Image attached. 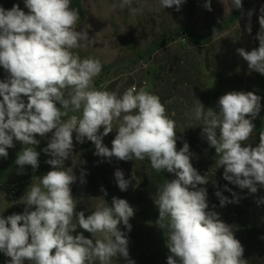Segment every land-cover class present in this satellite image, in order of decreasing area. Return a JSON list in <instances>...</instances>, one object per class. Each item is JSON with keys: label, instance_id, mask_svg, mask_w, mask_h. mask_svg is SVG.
<instances>
[{"label": "clouds", "instance_id": "1", "mask_svg": "<svg viewBox=\"0 0 264 264\" xmlns=\"http://www.w3.org/2000/svg\"><path fill=\"white\" fill-rule=\"evenodd\" d=\"M132 2L121 0L119 7L131 8ZM184 2L160 0V7L176 6L179 11ZM24 5L27 12L18 4L10 10L0 6V67L8 73L0 80V157L6 159L8 149L19 142L23 148L15 164L20 172L26 165L36 169L40 153L28 146L39 144L37 135L52 133L43 151L52 157L46 163L53 170L28 187L21 198L26 206L23 213L0 215V253L10 257L8 264H94L96 260L110 264L118 256L135 264L129 258L128 238L118 227L123 223L131 231L129 220L135 210L126 199L113 197L111 206L100 205L87 217L76 212L71 185L77 177L64 168L73 155V133L79 143L85 138L93 142L98 156L147 159L157 172L175 174L153 200L159 212L156 224L168 234L167 264H247L231 225L209 209L207 189L198 187L209 180L193 167L189 144L184 142L177 150L176 123L160 98L143 87H130L122 95L93 87L102 64L72 51L88 41V35L76 28L79 12L70 6L71 0H24ZM205 7L211 11V0ZM232 7L242 8V0H232ZM260 11L259 47L236 51L250 71L264 75V8ZM196 100L193 118L204 121L202 136L220 156L217 163L224 168L223 178L256 193L257 185L264 187V132L255 147L244 142L256 128L253 121L261 111V97L252 91H232L219 98L218 111H205ZM81 110L79 117L62 119L69 111ZM114 122L117 134L109 149L102 140L113 131ZM84 175L82 170L81 184ZM114 175L119 189L126 191L131 181L122 170ZM101 191L107 194L103 187ZM215 195L221 207L234 202L220 191ZM74 215L80 229L102 238L74 235Z\"/></svg>", "mask_w": 264, "mask_h": 264}, {"label": "rangeland", "instance_id": "2", "mask_svg": "<svg viewBox=\"0 0 264 264\" xmlns=\"http://www.w3.org/2000/svg\"><path fill=\"white\" fill-rule=\"evenodd\" d=\"M120 3L121 0H71L70 6L79 12L76 28L88 35V41H82L72 51L81 59L91 57L101 62L102 71L93 81L95 89L122 95L130 87H143L160 98L166 114L176 123L177 150L187 142L193 167L209 180L208 184L198 186L207 189L209 209L231 225L244 247L243 258L247 264H264V187L257 185V192L251 193L225 180L224 168H219L217 163L220 156L202 136L204 121L193 118L196 99L205 111L207 108L218 111L222 95L252 91L261 97V111L253 121L256 128L244 143L253 147L259 143V133L264 132V75L250 71L236 50L251 51L259 47L256 37L264 0H242L240 9L232 7V0H211V11L205 7L207 0H185L179 11L176 6L162 9L160 0H133L131 8L141 10L137 13L127 6L121 9ZM16 4L28 11L24 0H0V6L6 10ZM7 76L0 67V80ZM65 98H68L67 91ZM73 115L81 116L82 110L69 111L62 119ZM116 128L114 122L113 131L103 137L102 143L109 149L117 134ZM51 137L52 133L37 135L39 144L28 146L40 153L36 169L26 165L20 172L15 164L23 148L19 142L8 149L6 159L0 157V215L23 213L26 206L21 198L28 187L39 184L40 177L53 170L46 163L52 157L43 151ZM73 143V155L65 160L64 168L72 169L77 177L71 185L76 212L83 211L87 217L100 205L111 206L113 197L126 199L135 210L129 220L131 231L123 223L118 227L128 238L129 258L135 264H167V257L171 255L166 246L168 234L156 224L159 212L153 200L158 189L148 184L153 170L150 161L98 156L94 143L86 138L83 143L77 142L75 133ZM82 170L85 172L83 184L80 183ZM116 170H122L124 178L131 181L126 191L118 187ZM168 173L170 181L175 179L174 173ZM222 183L230 190L225 191ZM217 191L234 202L221 207L215 195ZM72 223L77 225L74 235L82 232L89 239L102 238L100 234L92 236L80 229L75 215ZM9 260L10 257L0 253V264H8ZM110 264H126V261L118 256Z\"/></svg>", "mask_w": 264, "mask_h": 264}, {"label": "trees", "instance_id": "3", "mask_svg": "<svg viewBox=\"0 0 264 264\" xmlns=\"http://www.w3.org/2000/svg\"><path fill=\"white\" fill-rule=\"evenodd\" d=\"M169 174V173H168ZM170 181L167 171L157 172L156 170H152L151 176L148 178V184L156 189L162 188V186L167 182ZM222 188L227 191L230 190V187L226 183H222Z\"/></svg>", "mask_w": 264, "mask_h": 264}]
</instances>
